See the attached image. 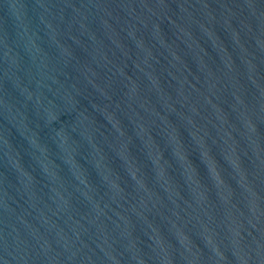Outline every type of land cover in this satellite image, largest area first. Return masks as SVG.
<instances>
[{
    "label": "water",
    "instance_id": "95a60500",
    "mask_svg": "<svg viewBox=\"0 0 264 264\" xmlns=\"http://www.w3.org/2000/svg\"><path fill=\"white\" fill-rule=\"evenodd\" d=\"M0 264H264V0H0Z\"/></svg>",
    "mask_w": 264,
    "mask_h": 264
}]
</instances>
